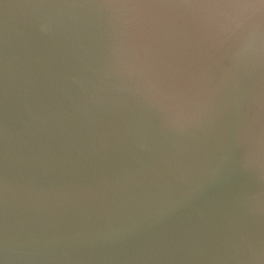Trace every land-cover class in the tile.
Returning <instances> with one entry per match:
<instances>
[{
	"label": "water",
	"instance_id": "1",
	"mask_svg": "<svg viewBox=\"0 0 264 264\" xmlns=\"http://www.w3.org/2000/svg\"><path fill=\"white\" fill-rule=\"evenodd\" d=\"M0 264H264V0H0Z\"/></svg>",
	"mask_w": 264,
	"mask_h": 264
}]
</instances>
